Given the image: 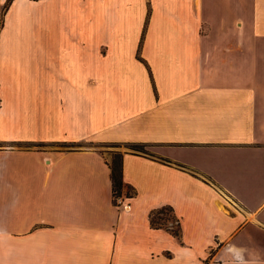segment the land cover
Here are the masks:
<instances>
[{
    "label": "crops",
    "instance_id": "0c3cea01",
    "mask_svg": "<svg viewBox=\"0 0 264 264\" xmlns=\"http://www.w3.org/2000/svg\"><path fill=\"white\" fill-rule=\"evenodd\" d=\"M0 264H264V0H0Z\"/></svg>",
    "mask_w": 264,
    "mask_h": 264
},
{
    "label": "trees",
    "instance_id": "16d2710c",
    "mask_svg": "<svg viewBox=\"0 0 264 264\" xmlns=\"http://www.w3.org/2000/svg\"><path fill=\"white\" fill-rule=\"evenodd\" d=\"M138 58L139 57L138 55ZM150 73V71H149ZM151 75V74H150ZM147 143L144 142H130L129 146L134 151H143L148 152L145 149ZM121 154L119 153V158L113 157L112 160L109 162V166L111 168V180H112V192L119 193L123 188L124 182L122 178L121 172V162H120ZM166 159V158H165ZM168 160V159H166ZM127 193H133L130 187L126 190ZM165 214V215H164ZM170 216L176 221V225L174 227L168 226L165 224L164 219ZM149 223L152 227H164L168 229L174 236L180 238V222L177 215L174 213L173 207L169 204H164L158 207H154L149 211Z\"/></svg>",
    "mask_w": 264,
    "mask_h": 264
},
{
    "label": "rangeland",
    "instance_id": "374dc122",
    "mask_svg": "<svg viewBox=\"0 0 264 264\" xmlns=\"http://www.w3.org/2000/svg\"><path fill=\"white\" fill-rule=\"evenodd\" d=\"M50 145H60L61 146V145H64V144L63 143H54V144H50ZM93 146L99 147V149L107 157H109L110 161L112 160L113 157L119 158V153L121 154V151H120L121 148L132 149L129 146V143L127 144V143H118V142L94 143ZM145 149L148 152H144V153H147V154H150V155H154V156L160 157V155L156 152V147L147 144L145 146ZM140 152H143V151H140ZM164 222L168 226L174 227L176 225V221L173 218H171L170 216H168L167 218H165L164 219Z\"/></svg>",
    "mask_w": 264,
    "mask_h": 264
},
{
    "label": "built area",
    "instance_id": "2783aa9c",
    "mask_svg": "<svg viewBox=\"0 0 264 264\" xmlns=\"http://www.w3.org/2000/svg\"><path fill=\"white\" fill-rule=\"evenodd\" d=\"M130 195L131 194L124 192L121 189V191L119 193L113 194V201L118 207H122L123 209H128L130 204H129V201L127 199Z\"/></svg>",
    "mask_w": 264,
    "mask_h": 264
}]
</instances>
